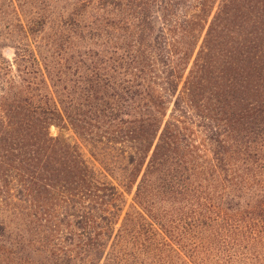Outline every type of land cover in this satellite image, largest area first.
<instances>
[{"label": "trees", "instance_id": "trees-1", "mask_svg": "<svg viewBox=\"0 0 264 264\" xmlns=\"http://www.w3.org/2000/svg\"><path fill=\"white\" fill-rule=\"evenodd\" d=\"M0 264H264V0H0Z\"/></svg>", "mask_w": 264, "mask_h": 264}, {"label": "rangeland", "instance_id": "rangeland-1", "mask_svg": "<svg viewBox=\"0 0 264 264\" xmlns=\"http://www.w3.org/2000/svg\"><path fill=\"white\" fill-rule=\"evenodd\" d=\"M7 57L11 58L12 54L7 53ZM49 135L51 137L54 138H63L66 139L68 142L70 143H75L78 144L80 146V149L85 157V159L90 163L93 164L91 158L89 157L86 148L77 140V138L74 136V134L72 133V131L68 128H64V129H59V128H55V127H50L49 128ZM127 202L130 203L131 202V198L127 197Z\"/></svg>", "mask_w": 264, "mask_h": 264}]
</instances>
